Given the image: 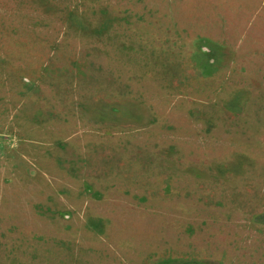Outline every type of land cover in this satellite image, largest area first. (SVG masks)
I'll return each instance as SVG.
<instances>
[{
    "label": "rangeland",
    "instance_id": "374dc122",
    "mask_svg": "<svg viewBox=\"0 0 264 264\" xmlns=\"http://www.w3.org/2000/svg\"><path fill=\"white\" fill-rule=\"evenodd\" d=\"M0 264H264V0H0Z\"/></svg>",
    "mask_w": 264,
    "mask_h": 264
}]
</instances>
